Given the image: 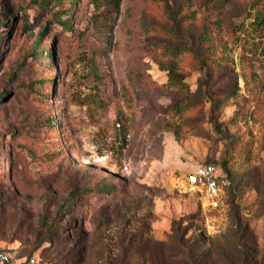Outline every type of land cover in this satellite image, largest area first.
I'll use <instances>...</instances> for the list:
<instances>
[{"label":"rangeland","instance_id":"obj_1","mask_svg":"<svg viewBox=\"0 0 264 264\" xmlns=\"http://www.w3.org/2000/svg\"><path fill=\"white\" fill-rule=\"evenodd\" d=\"M0 248L264 264V0H0Z\"/></svg>","mask_w":264,"mask_h":264},{"label":"built area","instance_id":"obj_2","mask_svg":"<svg viewBox=\"0 0 264 264\" xmlns=\"http://www.w3.org/2000/svg\"><path fill=\"white\" fill-rule=\"evenodd\" d=\"M187 189L200 194L209 204H217L222 194V188L226 184L219 179L217 167L213 163H202L194 170L186 173L184 178ZM12 254L0 249V264H11ZM31 258L27 264H34Z\"/></svg>","mask_w":264,"mask_h":264},{"label":"trees","instance_id":"obj_3","mask_svg":"<svg viewBox=\"0 0 264 264\" xmlns=\"http://www.w3.org/2000/svg\"><path fill=\"white\" fill-rule=\"evenodd\" d=\"M118 4V1L116 2ZM69 25V22L68 21H62L59 26L63 28H66L67 26ZM48 31H49V24H47L43 31L41 32L40 34V40L39 42L36 44L35 46V51L37 55H42V56H48L50 58H52V55L51 53H47L45 52L44 50L41 51L40 49V41L45 38V36L48 34ZM41 83L44 84L45 81H42L41 80ZM71 199H74V197H72ZM174 230V229H173ZM1 250H4V251H7L11 254L10 250L7 249V248H0ZM173 255V256H172ZM171 255L170 258H175L177 259V264H196L194 263V256H191L187 253V251L185 249H177V251H175L173 254ZM33 258V257H29V259H27V261H24V262H19V263H16L13 259V256H12V263L11 264H27L29 262V260Z\"/></svg>","mask_w":264,"mask_h":264}]
</instances>
